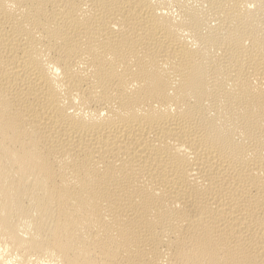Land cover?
<instances>
[{
  "label": "bare ground",
  "instance_id": "bare-ground-1",
  "mask_svg": "<svg viewBox=\"0 0 264 264\" xmlns=\"http://www.w3.org/2000/svg\"><path fill=\"white\" fill-rule=\"evenodd\" d=\"M0 264H264V0H0Z\"/></svg>",
  "mask_w": 264,
  "mask_h": 264
}]
</instances>
